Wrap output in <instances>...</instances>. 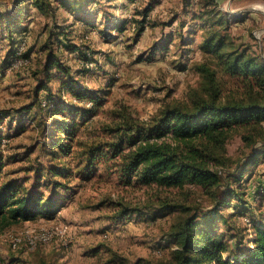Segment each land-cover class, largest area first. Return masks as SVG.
Here are the masks:
<instances>
[{
	"label": "rangeland",
	"instance_id": "374dc122",
	"mask_svg": "<svg viewBox=\"0 0 264 264\" xmlns=\"http://www.w3.org/2000/svg\"><path fill=\"white\" fill-rule=\"evenodd\" d=\"M94 1V10L83 14L94 25L90 30H84L74 20L76 16L70 19L63 9L53 17H34L29 38H25L28 62L19 69L1 68L13 46L0 41V186L13 183L19 193H39L54 202L49 215L0 226V264H156L169 260L174 245L167 232L184 213L163 207V202L205 208L211 198L196 185L180 189L145 186L122 174L121 154L112 151L117 137L110 129L118 122L116 113L124 111L146 120L166 101L189 100L200 81L194 64L208 57L200 49L206 28L192 20L195 13L212 9L226 13L233 43L264 58V0ZM147 7L144 30L139 32L138 23ZM53 24L67 33L62 47L58 42L52 47L82 85L74 89L83 93L72 106L41 117L42 123H54L45 128L55 141V156L38 147L45 136L40 138L37 110H24L32 103L37 79L43 78L40 70L48 48L42 45ZM69 29L76 34L72 36ZM74 47L89 53V67L80 53L71 50ZM217 77L225 95H237L244 88L239 78L223 70H217ZM49 85L64 100L72 98L67 90H58L57 77ZM247 133L257 138L256 131H233L224 151L220 150L222 163L212 165L241 167L251 151L242 139ZM243 171L241 178L234 174L229 180L246 203L230 199L221 205L226 222L221 220L216 231L224 234L229 250L235 253L249 247V221L259 225L264 219V156H257V162ZM123 205L137 210L118 217ZM51 227L63 228V236L35 249L25 245L27 231ZM16 237L22 242L13 248L11 240Z\"/></svg>",
	"mask_w": 264,
	"mask_h": 264
},
{
	"label": "trees",
	"instance_id": "16d2710c",
	"mask_svg": "<svg viewBox=\"0 0 264 264\" xmlns=\"http://www.w3.org/2000/svg\"><path fill=\"white\" fill-rule=\"evenodd\" d=\"M55 2L80 19L94 0H13L11 7L0 9V35L13 46L1 61L3 70L15 57L19 41L27 38V28L22 22L28 7L33 6L42 15L53 17L57 9ZM148 10L149 7L138 23L139 32L144 30V16ZM84 18L82 21L87 20L94 26L92 21ZM191 18L199 20L202 28H206L201 35L200 49L208 57L196 62L193 67L200 76L198 88L191 91L187 102L166 101L146 120H138L124 111L117 112L118 122H114L110 129L117 137L112 151L121 154L120 172L129 179L134 177L141 185L178 189L196 185L211 198V204L205 208L163 202V207L184 215L167 232L174 245L170 259L156 264H264V219L259 225L249 221L250 244L243 252H231L224 234L216 233L218 223L221 220L226 222L220 206L230 199L246 203L243 193L237 192L231 185L230 176L237 174L241 178L244 167L256 163L257 156H264V58L260 54L248 53L245 48L240 49L233 43L226 13L212 9L195 13ZM66 33L60 25L48 29L46 43L42 45L48 48L40 70L43 78L37 79L32 103L24 107V110L35 108L39 113L37 125L41 129L40 138H45L38 147L41 152L49 151L54 156L57 154L56 144L45 128L47 125L54 126V123H42L41 117L45 113L70 107L83 97L80 90L74 89L82 85L73 78L70 68L63 65L52 47L53 42L62 47ZM71 50L81 54L83 63L91 60L88 52L83 53L76 47ZM218 69L242 81L244 88L241 93L223 94L221 80L217 77ZM53 77H57L58 90L62 88L70 93V100L52 93L49 81ZM42 91L45 92L44 98L39 95ZM237 129L256 131L257 138L249 133L242 136L251 148L250 153L245 155L246 160L241 167H214L213 162L222 163L220 150L224 151L225 142ZM133 210L137 208L123 205L117 216ZM53 211L54 202L42 194L19 193L13 183L0 186L1 227L44 217Z\"/></svg>",
	"mask_w": 264,
	"mask_h": 264
},
{
	"label": "built area",
	"instance_id": "2783aa9c",
	"mask_svg": "<svg viewBox=\"0 0 264 264\" xmlns=\"http://www.w3.org/2000/svg\"><path fill=\"white\" fill-rule=\"evenodd\" d=\"M26 49V40L21 39L16 46L15 49V57L13 58L12 62L10 63L9 67L7 68L9 71L10 70H16L21 68L22 66L26 65L28 60L24 57ZM86 67H89L90 64L88 62L85 63ZM42 104L44 105L45 102L43 101ZM65 230L61 227H51V228H41L39 231H27L25 237H24V242L25 245L29 249H35L36 246L40 243H46L51 241L55 237H62L63 233ZM22 242V238L16 237L11 240V244L13 248L17 247L20 243Z\"/></svg>",
	"mask_w": 264,
	"mask_h": 264
},
{
	"label": "crops",
	"instance_id": "0c3cea01",
	"mask_svg": "<svg viewBox=\"0 0 264 264\" xmlns=\"http://www.w3.org/2000/svg\"><path fill=\"white\" fill-rule=\"evenodd\" d=\"M94 2H96V1H94ZM0 9L2 8H9V7H11V5L13 4V0H10L8 3L7 2H5V1H0ZM55 5H57V9L55 10V13H56V11H59V10H61V9H63L65 12L66 11H68V17L70 18V19H72V18H74V15L68 10V9H64V8H62L61 6H59V4L57 3V2H55ZM87 10H94V6H93V2L92 3H90L88 6H87V8H86V10H84L83 12H87ZM39 16H42V14L41 13H39L33 6H29L28 7V11H27V14H26V17L23 19V22H22V24L23 25H25L26 26V28H27V32H25V35L27 36V38H29V34H30V27H32V25H33V18L35 17L36 19L39 17ZM76 18V17H75ZM74 20H77V22H79V23H81V25H84V26H82V28L84 29V30H90V29H88V28H90L91 27V25L92 24H90V23H88V21L87 20H85V21H79L80 19H74ZM69 22V21H68ZM57 24H59V23H57ZM57 24H53V27L55 26V25H57ZM76 26H78V31L79 30H81L80 29V25H78V24H75ZM61 26V25H60ZM106 27H108V24L106 25ZM72 27H70V29H71ZM69 29V30H70ZM74 30V29H73ZM71 34H72V36H73V34H76V31L74 30V31H72V30H70L69 31ZM71 36V35H70ZM6 39L3 37V35H0V41L2 42V41H5Z\"/></svg>",
	"mask_w": 264,
	"mask_h": 264
}]
</instances>
